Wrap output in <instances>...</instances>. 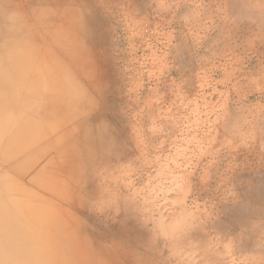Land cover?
Segmentation results:
<instances>
[{
    "label": "rangeland",
    "instance_id": "rangeland-1",
    "mask_svg": "<svg viewBox=\"0 0 264 264\" xmlns=\"http://www.w3.org/2000/svg\"><path fill=\"white\" fill-rule=\"evenodd\" d=\"M53 1L41 16L60 38L54 50L35 44L49 59L33 63L34 91L56 99L57 129L74 110L87 115L95 106L115 129L116 147L106 156L100 145L95 157L106 163L78 153L88 201L96 193L103 203L66 209L65 186L28 182L35 157L18 170L7 162L23 128L8 120L12 103L0 106V178L8 177L10 202L25 198L46 222L61 214L51 228L43 224L45 254L57 259L50 264H104L105 256L114 264H264V0ZM34 2L16 0L5 15L16 30L12 51L41 30ZM27 111L29 129L38 109ZM31 126L40 133L48 124ZM67 159L62 152L57 164ZM97 231L121 239L118 248L104 252ZM22 248L20 260L39 249Z\"/></svg>",
    "mask_w": 264,
    "mask_h": 264
},
{
    "label": "bare ground",
    "instance_id": "bare-ground-1",
    "mask_svg": "<svg viewBox=\"0 0 264 264\" xmlns=\"http://www.w3.org/2000/svg\"><path fill=\"white\" fill-rule=\"evenodd\" d=\"M14 3H16V0H6L5 10L3 4L0 2V11L5 10L4 12L0 13V39L4 38L6 41V43L2 44V40H0V106H5L7 102L12 103V108H14V110H12L13 117L10 115L8 120L14 121L15 126H18L19 124L23 129H20L17 132V137H19L18 135L20 133L21 140L18 138L16 141L18 144L15 149H12V155L9 157L7 162L9 163L11 161V165L18 170L20 162L28 160L31 158V156L35 157L34 162L30 165L32 166V171L30 170L29 174H25L30 178V181L27 180L29 183L39 188L50 185L51 181H53L56 185L65 186L67 189L66 191L69 192V197L71 198V204L68 205V208L66 207V209L72 210L73 202L79 207L80 205L84 206V204H89V206L97 208L101 202H97L95 198L96 193L94 195V200L88 201V197L90 198L89 192L92 188L90 187L88 189V186H86L85 177L83 176L82 172H80V164L84 162V160L81 162V159L78 160L77 156L79 152L84 154L87 153L90 159H93L94 157L97 159V161L104 160L105 162L107 158H100V156L95 157V154L99 151L100 145L104 144L105 141V152L104 150H102V152L106 153V156L112 152L113 148L116 146H112L113 143L110 141V139L113 138L112 133L115 131V129H113L107 120L106 115L102 118L96 117V115L98 116L102 113V111H97V113H95V106L94 108L92 107V110L87 115L81 112V110H74V113L71 114L73 116L67 119L57 129L56 99H49L50 103L49 101L48 103L42 101L39 98V93L44 90L43 87L35 92L34 90H37L40 85L38 82L31 84L33 78L36 77V71L32 72V69H36L35 66L37 65L33 63H43L47 61L48 57L46 56L45 52H43V49L50 47L54 50L53 46L57 48V39L60 38L58 36L57 28L52 29L50 26L51 24L46 22L47 17L41 16V13H43L46 8L42 7L44 4H46V0H42L41 2L39 0H35L32 7H30V10L32 9L36 14V17L40 22L39 24L41 30L40 32L37 31L36 33L33 31V35L35 37L31 39L30 44L27 43L24 45L21 41H18L19 45L17 49L12 51L10 47L15 41L14 37L16 36V30L15 28L11 27V21L6 18L5 15L7 11L12 8ZM55 5L57 6V1ZM46 6L49 7L48 5ZM33 39L34 41L32 42ZM38 42H43V46H46H42L38 50L40 52L35 49V44ZM31 55L35 56L33 60L31 59V57H33ZM14 63H18L17 65L22 67H19ZM17 80L20 81V85L15 84V81ZM28 85L31 89H28ZM31 85L33 86L31 87ZM14 90H17L18 93L22 91L23 94H17L14 92ZM32 92L38 96L37 99H29V94ZM13 95L17 97L23 95L24 97L22 99L13 100ZM107 99L109 98L107 97ZM30 106L37 108L38 112L36 115L29 117L30 128L27 129V127L23 125L27 123V116H25V114L28 113L27 110L30 109ZM96 106H98V104ZM90 115H93V119L90 118ZM22 116L24 117L21 119ZM31 120L33 121V124L37 123V121H42L45 125L48 124V127L44 128L43 132L41 131L40 133H37L31 126ZM2 122L3 119H0V135H3L2 133L4 132L2 130ZM116 125L119 133L127 132V127L122 123L121 125H118L117 122ZM72 133L74 136L67 138V136L71 135ZM62 152L67 153L68 159L65 163L59 161L57 164L58 156ZM15 154H17L16 157L13 156ZM16 160L18 161V166L15 165ZM63 169L66 171L63 172ZM1 171L2 168H0V176L2 174ZM7 181L8 177L5 179L0 178V264H50L52 261L56 262L57 259L53 260L45 254V249L49 247L51 242H49L48 239L42 238V234L44 233L42 230L44 229V225L47 223V225H49V223L57 220V215L60 214L59 210L57 211V209H55L53 211L54 213H50V215H45L46 213H43V215L46 217V222L43 220V218H41L42 213L40 212V215V210L35 206L26 204L25 198L23 199L24 201L20 202L19 204L11 203L10 199L13 198L6 188L7 184L5 183H7ZM20 184H25V182H20ZM20 189L22 192L23 188L20 187ZM14 191H16V188ZM17 192H19L18 188ZM91 216L95 217L94 214ZM93 219L97 220V218ZM49 220L51 221L49 222ZM97 221L99 223L104 222L102 221V218ZM48 227L51 228L52 224H50ZM99 227L100 224L97 228L99 229ZM111 227L114 230V226L111 225ZM94 237L104 241V252H107V250H111L113 248H118V242L121 243L122 241L121 239L117 238L118 241L116 242H108V239L112 237H105L101 231H97L95 235L93 234L92 238ZM22 246L32 247V249H39L33 255H30L29 252L26 253L25 256H23L24 259L20 260V258L17 259V256L21 254L20 251L23 250ZM123 250L124 249H122V251ZM73 253L75 256L78 255L77 251H74ZM110 257L111 256H105V261H103V263L114 264L115 260L111 259ZM39 258L41 261L38 260ZM94 264L97 263L94 262ZM123 264L126 263L124 262Z\"/></svg>",
    "mask_w": 264,
    "mask_h": 264
}]
</instances>
